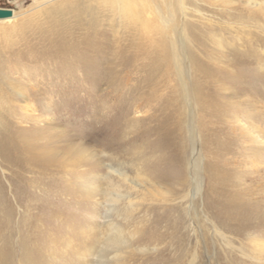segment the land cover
I'll list each match as a JSON object with an SVG mask.
<instances>
[{"label": "rangeland", "instance_id": "obj_1", "mask_svg": "<svg viewBox=\"0 0 264 264\" xmlns=\"http://www.w3.org/2000/svg\"><path fill=\"white\" fill-rule=\"evenodd\" d=\"M225 1L238 4L235 25L226 24ZM260 2L184 0L185 16L178 0H0L16 17L0 19V48L10 41L14 56L21 42L35 43L27 67L23 58L7 66L0 54V89L43 80L59 101L50 108L44 94L22 91L11 107L0 102V124L25 113L19 129L59 163L53 181L25 172L40 179L32 187L0 166V264H264V44L256 70L231 68L230 78L220 50L219 93L206 84L202 47L236 43L235 32L264 38ZM57 38L93 47L58 56L46 50ZM173 45L187 55V74L169 55ZM152 169L153 177L140 174ZM118 174L129 200L113 203L104 190ZM75 176L97 179L101 191L86 194L70 183ZM114 229L126 243L118 251L107 243Z\"/></svg>", "mask_w": 264, "mask_h": 264}, {"label": "bare ground", "instance_id": "obj_2", "mask_svg": "<svg viewBox=\"0 0 264 264\" xmlns=\"http://www.w3.org/2000/svg\"><path fill=\"white\" fill-rule=\"evenodd\" d=\"M121 1L122 0H118V2L119 3H121ZM179 1V7H180V11L182 12V14L183 15H185V13H186V9H185V7H184V0H178ZM240 1V0H239ZM245 2H246V0H244ZM261 2H260V4H263L264 5V0H260ZM117 2V1H116ZM164 2H165V0H164ZM247 2H249V1H247ZM167 3V2H166ZM250 3V2H249ZM254 3H258V2H253L252 4H254ZM235 4H237V2L235 3V2H228V1H225L224 2V5H225V9H223L221 12L223 13V15L225 16V19H226V24H230V25H232V24H234L235 25V23H236V21H237V19L238 18H240V16L237 14V9L235 10V8H236V6L238 5H235ZM165 6V5H164ZM200 6V5H199ZM248 6V5H247ZM254 6V5H253ZM195 7V6H194ZM193 7V8H194ZM257 7V6H256ZM162 8V7H161ZM168 8V7H167ZM227 8V9H226ZM258 8V7H257ZM260 8V7H259ZM162 9H164V7L162 8ZM196 9V8H195ZM168 10H169V8H168ZM175 10V9H174ZM261 10V9H260ZM172 11V10H171ZM193 11V10H192ZM251 11H253V10H251ZM195 12V11H194ZM198 12H199V10H198ZM262 12V11H261ZM172 13V12H171ZM176 13V12H175ZM178 13V12H177ZM263 13V12H262ZM261 13V14H262ZM179 14V13H178ZM201 14V13H200ZM203 14V13H202ZM185 16H187V15H185ZM202 16H204V15H202ZM15 19L16 17H15V15L14 16H12L9 12H6V11H4V10H0V19ZM183 18V17H182ZM212 18V17H211ZM247 19V18H246ZM186 20V19H185ZM199 20V19H198ZM214 20V19H213ZM260 20V19H259ZM262 20H264V19H262ZM169 23L170 24H173L174 23V19L170 16L169 17ZM248 22V21H247ZM254 22V21H253ZM256 22V21H255ZM258 23V22H257ZM167 24V23H166ZM219 24V23H218ZM246 24V23H245ZM20 26H21V24H20ZM20 26H18V27H20ZM23 27V26H22ZM83 27V26H82ZM230 28V27H229ZM56 29V28H55ZM206 29V28H205ZM63 30V29H62ZM172 30V29H171ZM228 30V29H227ZM173 31V30H172ZM262 31H263V29H262ZM98 32V31H97ZM160 32V31H159ZM209 32V31H208ZM229 32H231V31H229ZM36 33V32H35ZM96 33V32H95ZM199 33V32H198ZM236 34L234 35V40H236V43L234 42V43H230V44H228L227 43V45H222L219 41H215L216 43H214L215 45L213 46V50L211 51L210 49H207L206 47H204L203 45H202V47H203V53L204 54H208V58H205V60L204 61H206L205 63H207V66H204L205 68L203 69V71H204V74L206 75V78H205V81H206V84H211V85H213L214 84V86H216V89L214 90V93H219L218 91H219V82H220V80H221V77H219L218 76V71L220 72L221 70H218V68H217V66H216V63L215 62H217L218 60H219V58H221V56H223V54L221 53V51L220 50H222L223 51V53H224V57H226V58H228V64H227V67L228 68H230V69H228L227 68V70H229V71H227L226 73H225V77L226 78H230L231 76H232V71H231V68H237L238 70L240 69V70H256V69H254L256 66L258 67V64H259V62H261L260 61V58L258 57V53L259 52H257V54L255 53V51H256V49H257V46H261V45H263L264 44V38H262L261 36H259V35H256V33H239V32H235ZM183 34V33H182ZM187 34V33H186ZM213 34V33H212ZM177 35V34H176ZM210 35H211V33H210ZM30 36V35H29ZM39 36V35H38ZM56 36V35H55ZM165 36V35H164ZM184 36V35H183ZM25 37V36H24ZM28 37V36H27ZM96 38V37H95ZM163 38V37H162ZM180 38H181V35H180ZM26 39V38H25ZM34 39V38H33ZM176 39V38H175ZM178 39V38H177ZM83 41H78V42H69V41H64L63 39H61V38H57V39H55V41H53V42H51V44H50V47L49 48H46V50H53L54 52H56V54L58 55V56H60V55H62V56H64V55H66V53L67 52H70L72 49H74V48H77V47H79V46H82V45H84V44H86L85 45V47H81V48H83L84 49V51H87L88 49H90V47H93V44H91V45H88V43H86L87 41H85V40H89V39H86V38H83L82 39ZM164 40V39H163ZM179 40V39H178ZM177 40V41H178ZM230 40V39H229ZM176 41V42H177ZM202 41H203V39H202ZM201 41V42H202ZM212 41V40H211ZM104 42V41H103ZM161 42V41H160ZM181 42V41H180ZM191 42V41H190ZM200 42V43H201ZM237 42H239V43H237ZM161 43H163V41L161 42ZM172 43H174V42H172ZM198 43H199V41H198ZM15 44V43H14ZM17 44V43H16ZM104 44V43H103ZM171 44V43H170ZM224 44V43H223ZM2 46H1V48H0V54H3V56H4V64L6 63L7 64V66H9L10 64H11V61L14 59L15 60V62H19L20 60H22V58H23V60H27V63L28 64H26V67H27V65H31V64H33V61H31V60H29L28 59V57H27V53H29V52H31L32 51V49H34L35 48V43L33 42V41H31V39L30 40H28V41H24V42H21L19 45H21V47L23 46L24 48H22L21 49V51L19 50L18 51V53H16L14 56L13 55H10V50H11V48L13 47V44L11 43L10 44V41H5V42H3V44H1ZM172 45V44H171ZM212 45V44H211ZM15 46V45H14ZM165 46V45H164ZM18 47V46H17ZM173 47V49H172V51H170L171 52V54H169V52L167 53V54H169V55H172L173 57H174V61H175V59H176V66H178V71H180V73H184V72H186V74H187V70H188V68H189V66L186 64H184V62H183V65L180 63L181 61H183L182 59H181V57H185L186 58V56L187 55H185V56H182L181 54H180V57L178 56V54L175 52L176 51V49H175V46L173 45L172 46ZM226 47V48H225ZM161 48V47H160ZM169 48V47H168ZM221 48V49H220ZM225 49L226 50V52L223 50V49ZM19 49V48H18ZM17 49V50H18ZM101 49V48H100ZM165 49V48H164ZM191 49V48H190ZM189 49V50H190ZM45 50V49H44ZM93 50V49H92ZM105 50V49H104ZM181 50V49H180ZM183 50H184V48H183ZM38 51H42V50H38ZM38 51H36L37 53H38ZM90 51H91V49H90ZM165 51V50H164ZM164 51H163V53H164ZM258 51H260V50H258ZM102 52V51H101ZM108 52H110V51H108ZM117 52V51H116ZM185 52V51H184ZM189 52V51H188ZM34 53V52H33ZM174 53V54H173ZM39 54V53H38ZM69 54V53H68ZM73 54V53H72ZM107 54V53H106ZM118 54V53H117ZM177 54V55H176ZM200 54H202V53H200ZM7 55H9V56H7ZM96 55V54H95ZM105 55V54H104ZM94 56V55H93ZM107 56V55H106ZM171 56V57H172ZM202 56V55H201ZM206 56V55H205ZM261 56V55H260ZM76 57V56H75ZM173 57L172 58H170V59H173ZM191 57V56H190ZM264 57V56H263ZM93 58V57H92ZM102 58V57H101ZM166 58H169V56H167ZM225 58V59H226ZM108 59V58H107ZM224 59V60H225ZM39 60V59H38ZM70 60V59H69ZM98 60V59H97ZM97 60H96V62H97ZM190 60V59H189ZM202 60V59H201ZM222 61V60H221ZM3 62V61H2ZM32 62V63H31ZM95 62V61H94ZM227 62V61H226ZM262 62H264V60L262 61ZM37 63H39V62H37ZM36 63V64H37ZM162 63V62H161ZM187 63V62H186ZM218 63V62H217ZM97 64V63H96ZM2 65V64H1ZM40 65V64H39ZM199 65V64H198ZM201 65V64H200ZM226 65V64H225ZM6 66V67H7ZM17 66V65H16ZM57 66V65H56ZM160 66V65H159ZM162 67H163V65H161ZM5 67V68H6ZM13 67V66H12ZM36 68V69H39V66H33V68ZM161 67V68H162ZM181 67H183V70L184 71H182V69H181ZM198 67V66H197ZM160 68V67H159ZM158 68V69H159ZM226 68V67H225ZM6 69H8V67L6 68ZM19 69H21L22 70V68H19ZM89 69H90V67H89ZM95 69V68H94ZM155 69H157L156 67H155ZM157 69V70H158ZM236 69V70H237ZM259 69V68H258ZM233 70V69H232ZM11 71V70H10ZM13 71V70H12ZM11 71V72H12ZM19 71V70H18ZM93 71V70H92ZM8 72V71H7ZM24 72V71H23ZM60 72V71H59ZM89 72V71H88ZM240 72V71H239ZM241 72H243V71H241ZM261 72V71H260ZM259 72V73H260ZM30 73V72H29ZM61 73V72H60ZM245 74L247 73V72H244ZM244 73H242V74H244ZM54 74V73H53ZM58 74V73H57ZM185 74V73H184ZM203 74V75H204ZM235 74V73H234ZM248 74V73H247ZM250 74H252V73H250ZM20 75V74H19ZM23 75V74H22ZM49 75V74H48ZM87 75V74H86ZM94 75V74H93ZM204 75V76H205ZM259 75V74H258ZM25 76V75H24ZM92 76V75H91ZM221 76V75H220ZM260 76H261V74H260ZM259 76V77H260ZM223 77V76H222ZM235 77V76H234ZM237 77V76H236ZM240 77V76H239ZM247 77V76H246ZM255 77V76H254ZM262 77V76H261ZM21 78V77H20ZM51 78V77H50ZM255 78H257V77H255ZM264 78V77H263ZM9 79V78H8ZM45 79H47L46 77H45ZM87 79H89V78H87ZM188 79V78H187ZM249 79V78H248ZM224 80V79H223ZM223 80H221V81H223ZM228 80V79H227ZM230 80V79H229ZM234 80H236V79H234ZM239 80V79H238ZM238 80L236 81V82H238ZM244 80V79H243ZM259 80H261L260 78H259ZM8 80H6V81H4L5 83L7 82ZM43 81V80H42ZM42 81H37V83H36V87H30V88H28L26 85H23L24 87H22L21 88V86L19 87L18 85H15L14 83H10V82H7L6 83V85L8 84V87H6V88H2V89H0V102H2L3 104L4 103H6V104H9V106L8 107H11L10 106V102H11V100L13 99V101H15V100H17L18 98L19 99H23L24 98V96L25 95H23L22 93V91H24V93L26 94V95H28L29 93H32V95L33 94H35V96L36 97H34V98H37V97H43L44 95L45 96H47L48 98H50L49 99V102H47V104L49 105V107L51 108H53V107H57V106H59V105H57V103H56V101H58L57 99H56V97L54 98V96L51 94V92L49 91V93H46V85L47 84H45V83H43ZM240 81H242L241 79H240ZM258 81V80H257ZM184 82V81H183ZM182 82V83H183ZM250 82H251V80H250ZM261 81H259V83H260ZM263 83H264V81H262ZM239 83H241V82H239ZM238 83V84H239ZM14 84V85H13ZM28 84H30V83H28ZM32 84V83H31ZM225 84V81L223 82V85ZM238 84H235V85H238ZM21 85V84H20ZM35 85V84H34ZM51 85V84H50ZM49 85V86H50ZM68 85V84H67ZM222 85V84H221ZM230 85H231V83H230ZM245 85V84H244ZM258 85H260V84H258ZM240 86H241V84H240ZM243 86V85H242ZM262 86H264V85H262ZM211 87V86H210ZM19 88H21V89H19ZM192 88V87H191ZM226 88H227V86H226ZM230 88V87H229ZM60 89V88H59ZM8 90V91H7ZM52 90H53V88H52ZM58 90V89H57ZM240 90V89H239ZM55 91V90H54ZM209 91V90H208ZM8 92H10L11 94H13V97L11 98V97H8L7 98V94H9ZM22 92V93H21ZM57 92V91H56ZM256 92V91H255ZM58 93V92H57ZM212 92L210 91V94H211ZM264 93V92H263ZM44 94V95H43ZM207 94H209V93H207ZM209 94V95H210ZM213 94V93H212ZM55 95V94H54ZM221 95V94H220ZM260 95V94H259ZM34 96V95H33ZM44 96V97H45ZM218 96V95H217ZM216 96V97H217ZM204 97H206V96H204ZM215 97V98H216ZM6 98V99H5ZM58 98H60V97H58ZM213 98V97H212ZM40 100L41 99H43V98H39ZM202 99V98H201ZM34 100V99H33ZM35 100H37V99H35ZM34 100V101H35ZM62 100V99H61ZM67 100V99H66ZM206 100V99H205ZM213 100V99H212ZM211 100V101H212ZM59 102V101H58ZM63 102H64V100H63ZM66 102V101H65ZM64 102V103H65ZM61 103V102H60ZM60 103H58V104H60ZM68 103H70V101H68ZM62 104V103H61ZM60 104V105H61ZM67 104V103H66ZM211 104V103H210ZM31 105V104H30ZM70 105V104H69ZM211 105H214V104H211ZM63 106H66V105H62V106H60V108L61 107H63ZM12 107H14L13 105H12ZM35 108L33 109H31V110H26L27 112L28 111H30V112H32V113H35L34 111H37V105L35 104V106H34ZM23 109H26V107L24 108V107H22ZM65 108V107H64ZM64 108H63V110H64ZM111 108V107H110ZM125 108V107H124ZM11 109V108H10ZM57 109V108H56ZM121 109H123V107L121 108ZM60 110V109H59ZM62 110V109H61ZM66 110H67V108H66ZM65 111V110H64ZM29 113V112H28ZM118 113V112H117ZM121 113V112H120ZM122 115V114H121ZM15 116H16V114H15ZM13 114H12V112H10L9 113V115L7 116V117H5L4 119H5V122L1 125L0 124V166H1V168H4V170L3 171H5V168H7V169H11L12 171H10V173L11 174H8V180L9 179H11L13 176H15V175H17L19 178H18V180L20 179V181L22 182V183H24L25 185L24 186H27V187H32L33 186V184H36L35 186H37V183H39L40 184V179H39V177H35V176H32V177H30V176H28L27 177V175L25 174V172H29V173H32V174H35V173H37V174H39V176H41V177H47V179H50V180H52L53 181V178H55V177H58L59 175L58 174H56L57 173V167L59 166V163L57 162V161H53V162H48V161H46V157H47V154H46V152H45V150H44V148H42V147H40V146H37L35 143H33L32 142V139H30V137L28 136V135H30V134H26V132L24 133V132H22V130H20L19 128H20V125H21V123L22 122H24L25 120H28L27 119V115L25 114V113H21L20 114V116H19V118H16ZM108 116V115H107ZM114 116V115H113ZM116 116V115H115ZM114 116V117H115ZM30 117H32V116H30ZM118 117V116H117ZM124 117V116H123ZM121 118V117H120ZM33 119V118H32ZM111 119H113V118H111ZM110 119V120H111ZM40 120V119H39ZM108 120V119H107ZM106 120V121H107ZM115 120V119H114ZM29 121V120H28ZM32 121V120H31ZM113 121V120H112ZM21 122V123H20ZM102 122V121H101ZM103 123H104V121H103ZM106 123V122H105ZM108 123H109V121H108ZM107 123V124H108ZM114 123V122H113ZM124 123V122H123ZM110 124V123H109ZM119 123L116 121L115 122V125L117 126ZM127 124V123H126ZM32 128L31 129H35L34 128V125L33 124H31L30 125ZM111 127V126H110ZM112 127H114V126H112ZM121 127V126H120ZM160 127V126H159ZM115 128V127H114ZM161 128V127H160ZM246 128V127H245ZM110 130V129H109ZM23 131H27V130H23ZM114 131V130H113ZM111 134H113V133H111ZM146 134V133H145ZM110 139H111V137H110ZM113 140V139H112ZM104 145H106V144H104ZM103 145V146H104ZM107 145H109V144H107ZM164 147L165 146H163L162 144H157L156 145V147H155V149L156 150H162V149H164ZM7 169H6V171H7ZM73 171V170H72ZM71 171V172H72ZM22 172H24V174L26 175V177L25 176H23L24 174H22ZM6 173V172H5ZM155 173H156V169H152V170H150V171H146V172H141L140 174L141 175H144L145 177L146 176H150V177H153L154 175H155ZM7 174V173H6ZM36 174V175H37ZM30 175V174H29ZM118 175H120L121 177H120V182L119 183H114V179H107V190H104L105 192H104V194H105V196H106V199H107V197H108V199H107V201L109 200L110 202H113V203H117V202H119V201H121V200H123V199H127V200H129V196H124L123 195V193L121 192V190L120 189H122L121 187H123L124 186V182L126 181V179H124V177L122 176L123 174H118ZM92 177V176H91ZM95 177V176H94ZM143 177V176H142ZM6 178V177H5ZM15 178V177H14ZM80 178V177H79ZM147 178V177H146ZM45 181V180H44ZM67 181V180H66ZM71 181V180H70ZM69 181V182H70ZM73 182H70V183H72V184H74V183H76L77 185L79 184V186L78 187H80V189L83 191H85V193L86 194H93V193H97V192H100L101 191V184H98L97 182V179H92V178H88V179H84V177H81L80 179H76V176L74 177V179L72 180ZM69 182H64L63 181V183L64 184H66V186H69L70 184H69ZM49 184V183H48ZM50 186H53L54 187V189H57L58 187L57 186H55V185H50ZM71 186V185H70ZM3 185L1 186L0 185V189L2 190L3 188ZM12 187V186H11ZM104 189V188H103ZM106 189V188H105ZM29 194H27L26 196H33L32 195V193H30V192H28ZM19 195V194H18ZM17 196V195H16ZM104 196V197H105ZM18 197H20V196H18ZM21 199V198H20ZM214 205V204H213ZM224 211V210H223ZM245 213V212H244ZM210 214V213H209ZM237 214V213H236ZM248 214V213H247ZM228 216V215H227ZM108 224H113V223H111L110 221L108 222ZM113 226L115 227V229L116 228H118L120 231H121V229L118 227V225H116V224H113ZM252 227V226H251ZM259 227V226H258ZM115 229H114V234L113 235H111L110 237H109V239H108V241H107V243L109 242V240H110V242L108 243V245H110L111 246V242H114L115 244H117V246L118 245H120L121 246V244L122 245H124V244H126L125 242H124V240H123V238H122V235H120V234H118L120 231H118V232H115ZM184 237H186V236H184ZM183 238V237H182ZM263 243L261 242L260 244H259V246H260V248H262L263 249V245H262ZM126 246V245H125ZM256 246H258V244L256 245ZM120 247L118 246V247H115L114 246V248L113 249H115L116 251H118V249H119ZM191 253V252H190ZM192 255V254H191ZM117 257V256H116ZM115 257V258H116ZM192 258V257H191ZM187 259V258H186ZM192 260V259H191ZM255 260V259H254ZM115 261V260H114ZM120 261V260H119ZM181 261V260H180ZM187 261V260H186ZM182 262V261H181ZM118 264V263H117ZM262 264V263H261Z\"/></svg>", "mask_w": 264, "mask_h": 264}]
</instances>
